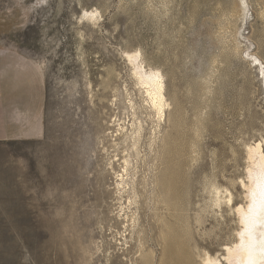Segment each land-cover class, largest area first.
<instances>
[{
	"label": "rangeland",
	"instance_id": "obj_1",
	"mask_svg": "<svg viewBox=\"0 0 264 264\" xmlns=\"http://www.w3.org/2000/svg\"><path fill=\"white\" fill-rule=\"evenodd\" d=\"M245 2L0 0V264L223 254L238 221L211 185L244 203L246 147L264 150V0ZM136 51L165 77L160 129Z\"/></svg>",
	"mask_w": 264,
	"mask_h": 264
},
{
	"label": "bare ground",
	"instance_id": "obj_2",
	"mask_svg": "<svg viewBox=\"0 0 264 264\" xmlns=\"http://www.w3.org/2000/svg\"><path fill=\"white\" fill-rule=\"evenodd\" d=\"M243 6L246 5L245 0H242ZM241 4V5H242ZM242 6V7H243ZM244 10V9H243ZM85 17L97 21L100 18V13L97 10L85 12ZM127 60L132 66L133 76L135 79L136 87L139 91L144 94V103L142 106L143 109L150 112L154 119H156L157 127L160 129L162 123L167 120V112L171 108L167 97L166 82L164 74L161 70L155 68H147L145 62L142 59V54L139 51L127 53ZM255 61L258 62L257 66H262L260 60L256 57ZM141 93V94H142ZM131 108H134L133 103ZM132 134L131 138L125 136L124 142L131 139V147L133 150L137 149V143L139 141V136L142 133V124L139 123L135 127V124L132 125ZM160 133V130L157 131V134ZM156 137L151 142L150 148L152 149L156 144ZM165 144V143H164ZM246 177L240 181L241 189L243 190V199L244 203L234 205L233 195L227 190H221L220 187L216 185H211V193L214 195V206L222 208V205L229 206L233 211L234 215L238 221V230L236 231L235 241L231 245H225L223 247L222 255H211L206 252L204 258L202 259V264H246L247 253L245 248L248 244L247 236L241 239L240 233L244 231L243 225L241 224V217L243 213H248V205L250 203L249 193L251 191L255 192V201L256 206L259 211V219H264V150H263V141H257L246 147ZM129 158L124 160L125 168L124 172L128 176V165ZM124 177L121 176V186L126 190L127 186ZM132 183V182H131ZM133 184V183H132ZM133 187V185H132ZM134 189V188H133ZM157 195V194H156ZM165 198V197H164ZM158 199V198H157ZM228 199H231L232 203L229 205L227 203ZM135 204V202H134ZM264 231V228H257L256 238L257 241L261 238L259 233ZM170 233V231H169ZM162 235V234H161ZM139 246V245H138ZM140 247V246H139ZM138 248V247H137Z\"/></svg>",
	"mask_w": 264,
	"mask_h": 264
},
{
	"label": "snow or ice",
	"instance_id": "obj_3",
	"mask_svg": "<svg viewBox=\"0 0 264 264\" xmlns=\"http://www.w3.org/2000/svg\"><path fill=\"white\" fill-rule=\"evenodd\" d=\"M255 192L249 193L250 203L248 205L249 212L243 213L241 217V224L244 231L240 233L241 239L247 236L248 244L245 248L247 253L246 264H264V231L259 233L260 239L257 241L256 230L257 228H264V219H259V211L256 210ZM227 203L231 205V199Z\"/></svg>",
	"mask_w": 264,
	"mask_h": 264
},
{
	"label": "crops",
	"instance_id": "obj_4",
	"mask_svg": "<svg viewBox=\"0 0 264 264\" xmlns=\"http://www.w3.org/2000/svg\"><path fill=\"white\" fill-rule=\"evenodd\" d=\"M23 119V117L20 116V120Z\"/></svg>",
	"mask_w": 264,
	"mask_h": 264
}]
</instances>
